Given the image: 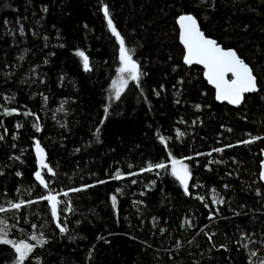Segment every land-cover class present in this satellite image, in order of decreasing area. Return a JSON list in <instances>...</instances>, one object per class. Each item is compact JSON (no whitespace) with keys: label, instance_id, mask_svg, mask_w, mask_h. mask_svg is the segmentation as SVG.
Returning a JSON list of instances; mask_svg holds the SVG:
<instances>
[{"label":"trees","instance_id":"trees-1","mask_svg":"<svg viewBox=\"0 0 264 264\" xmlns=\"http://www.w3.org/2000/svg\"><path fill=\"white\" fill-rule=\"evenodd\" d=\"M104 5L143 73L119 99ZM184 14L237 51L259 93L216 102L203 70L184 64ZM0 137V227L34 246L24 264H264V0H0ZM173 158L188 165L187 192ZM157 163L168 167L145 170ZM16 260L0 244V264Z\"/></svg>","mask_w":264,"mask_h":264},{"label":"snow or ice","instance_id":"snow-or-ice-1","mask_svg":"<svg viewBox=\"0 0 264 264\" xmlns=\"http://www.w3.org/2000/svg\"><path fill=\"white\" fill-rule=\"evenodd\" d=\"M46 11V9H45ZM104 16L107 19V25L111 30L112 34L119 41V59L121 61V67L117 69L118 76L112 81V88L114 90V95L116 99H119L123 90L127 87L129 79L139 83L143 73L140 70V65L136 60L133 59L134 49H129L126 47L125 38L117 30L116 25L110 15L109 7L104 5L103 8ZM178 23L180 25V39L186 49V55L184 56V63L187 65H203L206 69L204 73L208 82L214 85L216 89V99L226 100L231 104L239 105L244 99L245 93L257 91V78L253 74V69L249 67L247 63L237 52L233 49H226L221 46L215 39L207 37L203 31H201L199 23L191 14L180 15L178 18ZM23 31V29H21ZM77 55L82 57L83 67L85 70H89V57L85 55L84 52H78ZM231 75V78H229ZM127 77V78H126ZM47 99V98H45ZM199 107V106H197ZM62 110V109H61ZM15 111V110H13ZM6 115H11L7 109L4 110ZM31 114V113H28ZM37 131H40L39 125H34ZM19 127V125H17ZM99 129H97V133ZM183 135V133H179ZM3 137H0L2 139ZM161 142L166 144L165 137H160ZM256 139H261V137H253L250 140L243 141V143H252ZM231 147V145H229ZM36 151L39 155V163L42 169H46L51 175H55V172L51 167L45 163L44 150L40 147V142L36 141ZM216 151H223V149H216ZM168 165L164 163H157L155 165L149 164L147 169L151 171L153 169H165ZM171 172L172 174L181 182L184 186L185 191H188V181L191 178V173L189 171L188 165L184 164L182 160H177L175 158L171 161ZM133 175L135 173H132ZM19 175V173H17ZM36 179L45 187L48 184L41 174V171L35 173ZM264 176V173H262ZM121 174L117 173L114 179H121ZM104 183V181H100ZM72 191H80V189H72ZM120 190L117 189V192ZM67 196L68 193H63ZM44 200L51 202V212L54 218H56L57 226L61 232H66V225H62L60 222V211L58 210V205L62 201L58 200L55 195L49 194L42 197ZM201 199H203L201 197ZM113 206L117 203V196L113 195L111 197ZM222 203V201H220ZM24 201L19 203H14L11 205L14 209H19L24 205ZM67 211H71L68 207ZM5 211V209L0 206V212ZM2 223V221H0ZM7 231L5 228L0 227V244L10 245L15 253L17 254L16 264H24V261L28 258L29 254L33 251V245L25 242H15L7 238ZM33 239H36L33 236ZM46 243V241H45ZM254 254V253H253Z\"/></svg>","mask_w":264,"mask_h":264},{"label":"water","instance_id":"water-1","mask_svg":"<svg viewBox=\"0 0 264 264\" xmlns=\"http://www.w3.org/2000/svg\"><path fill=\"white\" fill-rule=\"evenodd\" d=\"M195 17V16H194ZM198 21V20H197ZM198 23H199V21H198ZM177 25H178V28H179V41H180V44H181V46L183 47V49H184V56L186 55V49H185V47H184V45H183V43L181 42V39H180V32H181V29H180V25H179V23H178V20H177ZM199 26H200V23H199ZM200 29H201V31H203L202 30V28H201V26H200ZM205 34V33H204ZM206 35V34H205ZM210 38V37H209ZM211 39H213V38H211ZM217 41V40H216ZM218 42V41H217ZM221 45V44H220ZM221 46H223V45H221ZM224 47V46H223ZM234 50V49H233ZM236 51V50H235ZM237 52V51H236ZM238 54V53H237ZM239 55V54H238ZM240 56V55H239ZM241 58V57H240ZM242 59V58H241ZM246 63V62H245ZM185 64V63H184ZM185 65H187V64H185ZM187 66H197V67H199V68H201L202 70H203V77H204V80L207 82V84L214 90V92H215V100H216V102L217 103H219V104H221V105H228V106H230V107H232V108H238V107H240V106H242L243 105V103H244V101H245V97L247 96V95H251V94H255V93H259V86H258V81H257V91H255V92H250V93H245L244 94V99L241 101V103L239 104V105H235V104H231V103H229L228 101H226V100H217L216 99V89H215V87H214V85H212V84H210L209 82H208V80H207V78L205 77V75H204V73L206 72V69L204 68V66L203 65H196V64H193V65H187ZM250 67V66H249ZM251 68V67H250ZM253 74H254V72H253ZM229 78H231V75H229ZM45 163H47L46 162V160H45ZM49 166V165H48ZM37 168H38V171H41V174L43 175V172H44V170H46V169H42L41 167H40V163H39V155H38V160H37ZM262 173H264V152H263V162L261 163V172H260V179H261V182L264 184V176H262ZM39 182V181H38ZM40 183V182H39ZM40 185L42 186V188H44V189H48V187H45L44 185H42L41 183H40ZM50 206H51V204H50Z\"/></svg>","mask_w":264,"mask_h":264}]
</instances>
